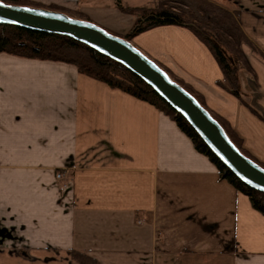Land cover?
Segmentation results:
<instances>
[{"label": "crops", "instance_id": "0c3cea01", "mask_svg": "<svg viewBox=\"0 0 264 264\" xmlns=\"http://www.w3.org/2000/svg\"><path fill=\"white\" fill-rule=\"evenodd\" d=\"M210 1L238 12L248 40L239 98L188 29L157 27L135 46L264 167V0ZM72 251L97 264H264V216L153 106L73 66L0 54V264H74Z\"/></svg>", "mask_w": 264, "mask_h": 264}, {"label": "trees", "instance_id": "16d2710c", "mask_svg": "<svg viewBox=\"0 0 264 264\" xmlns=\"http://www.w3.org/2000/svg\"><path fill=\"white\" fill-rule=\"evenodd\" d=\"M0 1L11 5L39 8L31 6L33 3L26 0ZM113 1L119 12L136 17L133 28L123 39L130 42L132 38L141 33L163 26L188 29L209 49L225 77L228 84L227 90L239 98L235 86L236 72L239 65L246 66L241 45L248 44V40L240 28L238 12H231L210 0H152L150 6L138 8H130L124 5L122 0ZM46 10L83 20L78 17L82 16L79 11H70L56 5H51ZM253 50L255 51L254 48ZM0 54L73 66L79 74L153 106L176 124L181 133L191 141L197 153L205 156L213 164L221 181H226L236 192L246 196L252 209L264 216V194L241 183L212 155L188 123L123 65L71 38L31 32L16 26L1 24ZM164 71L168 74L166 70ZM170 75L168 74L173 82L190 93L204 107L198 96ZM211 116L222 126L232 143L245 155L232 131L220 119L212 114ZM71 260L74 264H97L95 259L78 251L71 252Z\"/></svg>", "mask_w": 264, "mask_h": 264}, {"label": "water", "instance_id": "95a60500", "mask_svg": "<svg viewBox=\"0 0 264 264\" xmlns=\"http://www.w3.org/2000/svg\"><path fill=\"white\" fill-rule=\"evenodd\" d=\"M0 24L71 38L123 65L181 116L218 161L245 186L264 194V168L243 155L222 126L185 89L129 41L100 27L42 8L0 1Z\"/></svg>", "mask_w": 264, "mask_h": 264}, {"label": "rangeland", "instance_id": "374dc122", "mask_svg": "<svg viewBox=\"0 0 264 264\" xmlns=\"http://www.w3.org/2000/svg\"><path fill=\"white\" fill-rule=\"evenodd\" d=\"M89 1L92 2V5H90L89 9L85 10L84 13L83 11H81L80 13L83 14L82 16H78V17L100 27L109 34L120 38H124V36L128 34L133 28L136 17L134 15L123 14L119 12L116 9L113 0H89ZM151 1L152 0H122L123 4L130 8L147 7L150 6ZM31 6L43 8L39 4H35V3L31 4ZM136 38L137 37L132 38L130 43L135 48H137L141 53H143L147 58H149L151 61L157 64L162 70H165L162 67V65L156 63L153 59L147 56L144 53L145 51H142L135 46L137 41ZM168 74L170 75L169 72ZM171 78L173 77L171 76ZM96 222H97L96 223L97 226H93L92 228L93 231H96L97 228L98 230H100V228L103 227L101 226L102 225L101 223L98 224V222L101 221H96ZM91 224H94V222L92 221Z\"/></svg>", "mask_w": 264, "mask_h": 264}, {"label": "built area", "instance_id": "2783aa9c", "mask_svg": "<svg viewBox=\"0 0 264 264\" xmlns=\"http://www.w3.org/2000/svg\"><path fill=\"white\" fill-rule=\"evenodd\" d=\"M60 178V175H57V179H59Z\"/></svg>", "mask_w": 264, "mask_h": 264}]
</instances>
